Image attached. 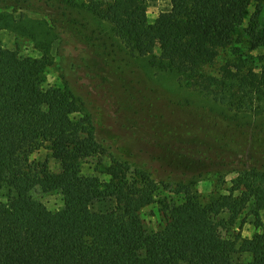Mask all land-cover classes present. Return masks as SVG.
Instances as JSON below:
<instances>
[{"label": "trees", "instance_id": "1", "mask_svg": "<svg viewBox=\"0 0 264 264\" xmlns=\"http://www.w3.org/2000/svg\"><path fill=\"white\" fill-rule=\"evenodd\" d=\"M261 2L190 0L185 10L171 0L150 23L147 0H83L131 52L231 111L255 115H264V69L255 71L234 45H264ZM157 47L165 58L154 56ZM232 48L236 56L216 66ZM50 64L47 54L32 58L0 47V264H264V234H228L249 204L255 228L263 227L264 181L255 172L238 174L231 199L202 201L186 190L182 202L165 206L164 227L147 232L140 212L155 203L154 182L141 171L130 181L129 166L119 162L106 168L108 181L82 175V162L96 152L95 134L75 120L81 104L73 93L42 86ZM43 147L59 172L28 163L27 155ZM35 189L59 192L62 208L48 210L32 197ZM106 198L114 209L94 216L92 202Z\"/></svg>", "mask_w": 264, "mask_h": 264}, {"label": "rangeland", "instance_id": "2", "mask_svg": "<svg viewBox=\"0 0 264 264\" xmlns=\"http://www.w3.org/2000/svg\"><path fill=\"white\" fill-rule=\"evenodd\" d=\"M176 2L189 8L190 0ZM147 4L150 23L171 9V0H147ZM260 5L257 30H264V0ZM255 6L249 7L248 17ZM0 47L32 58L47 54L51 64L43 73L42 86L68 90L80 100L75 120L93 129L96 143L95 154L82 162V175L108 181L106 168L119 162L129 166L130 181L141 171L154 182L155 203L140 212L147 232L164 227L165 206L182 202L186 190L202 201L231 199L241 172L253 171L264 181V115L235 113L180 83L174 72L153 66L151 57L131 52L114 26L89 11L83 0H2ZM234 48L236 52L232 48L222 53L216 66L244 54L255 71L264 69V45L252 51L248 45ZM166 54L165 48L157 47L154 56ZM27 161L33 166L45 163L52 173L60 169L44 147L29 153ZM31 195L52 212L63 206L59 192L35 189ZM4 196L0 192V200ZM114 207V200L98 199L91 212L98 216ZM253 208L249 204L240 213L228 231L231 237L264 234V213L258 231Z\"/></svg>", "mask_w": 264, "mask_h": 264}]
</instances>
